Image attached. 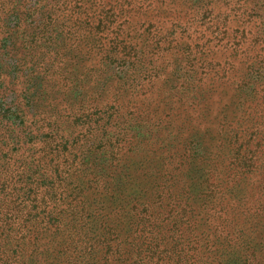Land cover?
<instances>
[{
    "label": "trees",
    "instance_id": "1",
    "mask_svg": "<svg viewBox=\"0 0 264 264\" xmlns=\"http://www.w3.org/2000/svg\"><path fill=\"white\" fill-rule=\"evenodd\" d=\"M161 1L0 0V264H264V173L246 179L264 138L239 141L234 121L254 83L221 105L209 78L232 67L195 62L179 102L163 94L180 32L140 15ZM177 137L181 157L144 156Z\"/></svg>",
    "mask_w": 264,
    "mask_h": 264
},
{
    "label": "rangeland",
    "instance_id": "2",
    "mask_svg": "<svg viewBox=\"0 0 264 264\" xmlns=\"http://www.w3.org/2000/svg\"><path fill=\"white\" fill-rule=\"evenodd\" d=\"M159 6L162 7L159 9L158 14L155 13L156 10L153 12L148 9L145 13L141 11L140 15H155L156 19L164 23V34L170 29H177L180 32L179 50L170 47L163 52V71L165 73H161L156 80L164 92L163 94L166 96L171 95L172 99L178 103L180 95L177 90L181 92L182 83L187 81L186 85L190 84L198 77L197 73L191 72V66L195 62H212L213 64L218 62L216 68L219 69L218 71H221L220 69L228 71L229 66H231L233 71L228 73L230 78L227 82L222 77L221 80L218 78L220 73L215 77H210L209 81L213 83V88H218L217 95L225 97L219 103L221 105L228 99L238 105L240 101L238 98L239 92L251 93L246 98L251 102L247 103L242 110L236 108L237 115L234 121L238 125V139L244 143L250 137L255 138L258 142L262 141L261 138H264V70L262 78L257 79L259 82L256 79L251 80L249 77H251L252 69L256 64L264 59V2L261 0H162ZM143 20L144 17L139 21ZM188 34L193 35V43L206 42V49L196 45L195 49L198 51L191 54L192 49L185 47L186 43H190ZM241 36L242 39L239 38ZM164 39L167 40L168 37ZM196 69L203 68L198 64ZM124 70L128 71L129 68ZM114 72L115 70L110 67L104 76L108 78ZM243 79L254 84L250 83L244 87V90L239 89L238 92V85L242 84L240 82ZM199 99L202 100V96L196 99L186 96V107L190 105V108L194 109L192 103L196 105L194 100L199 101ZM170 102L173 103L171 99ZM243 111L252 114L244 116ZM218 119L220 120V110ZM132 124L136 125V120H133ZM178 140L180 141L177 142ZM256 140L251 142L250 145L252 146V143L257 144ZM192 144L189 137L187 139L177 137L174 142L166 143L170 147L165 145L156 150H147L143 153L147 157L146 159L153 158L157 154L162 157L172 154L173 152L170 151L179 147L176 152L181 157L183 150L189 151ZM260 146L264 148V142ZM216 148H218L217 145L213 149ZM220 149L222 157L225 159L220 179L224 180V175L228 176L234 170L232 164L226 167V163L228 164L230 158L235 155V148L231 145L229 147L221 146ZM257 158L255 169L249 172L246 177V179L250 178V184L256 185L259 180L262 181L264 173V160L261 157ZM176 211V207H173L170 212L171 219Z\"/></svg>",
    "mask_w": 264,
    "mask_h": 264
}]
</instances>
